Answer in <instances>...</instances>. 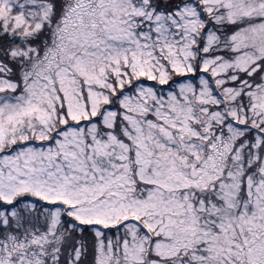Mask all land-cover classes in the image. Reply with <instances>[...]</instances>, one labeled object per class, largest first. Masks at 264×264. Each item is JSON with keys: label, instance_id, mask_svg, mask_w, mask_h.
Returning a JSON list of instances; mask_svg holds the SVG:
<instances>
[{"label": "snow or ice", "instance_id": "6c2138e0", "mask_svg": "<svg viewBox=\"0 0 264 264\" xmlns=\"http://www.w3.org/2000/svg\"><path fill=\"white\" fill-rule=\"evenodd\" d=\"M0 264H264V0H0Z\"/></svg>", "mask_w": 264, "mask_h": 264}]
</instances>
